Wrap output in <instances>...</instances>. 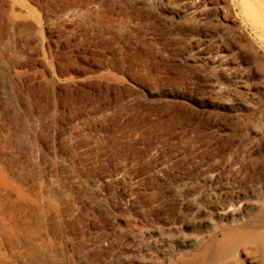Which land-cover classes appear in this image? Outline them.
I'll return each mask as SVG.
<instances>
[{
  "label": "rangeland",
  "instance_id": "obj_1",
  "mask_svg": "<svg viewBox=\"0 0 264 264\" xmlns=\"http://www.w3.org/2000/svg\"><path fill=\"white\" fill-rule=\"evenodd\" d=\"M244 1L0 0V264H264Z\"/></svg>",
  "mask_w": 264,
  "mask_h": 264
},
{
  "label": "bare ground",
  "instance_id": "obj_2",
  "mask_svg": "<svg viewBox=\"0 0 264 264\" xmlns=\"http://www.w3.org/2000/svg\"><path fill=\"white\" fill-rule=\"evenodd\" d=\"M244 1V0H243ZM254 1V0H253ZM259 1V0H258ZM261 1V0H260ZM245 2V1H244ZM247 2V1H246ZM262 2V1H261ZM250 3V1H249ZM247 3V4H249ZM251 7V6H250ZM248 8V7H247ZM250 10H253L252 8ZM253 12V11H252ZM229 201V200H228ZM254 204V203H253ZM221 212L223 214H234L236 213L237 209L236 208H220ZM244 209V208H243ZM216 211V210H215ZM239 211V210H238ZM246 214V213H245ZM219 216V215H218ZM250 216V215H249ZM253 218V217H252ZM249 220V219H248ZM247 220V221H248ZM249 222V221H248ZM258 222V221H257ZM5 232V231H4ZM224 234V233H223ZM248 238L250 239V241L252 243H254V245L256 246L255 248V251H264V230H258V231H255L253 232L252 234H250L248 236ZM247 239V238H246ZM236 239L234 238H229L227 239L226 241L222 242V244L220 243L219 244V248L217 249V252H216V256H230L232 251H233V246L235 245L236 243ZM13 252V251H12ZM3 253V252H2ZM255 253V252H254ZM252 254V253H251ZM250 255V254H249ZM256 255V254H255ZM253 257V255H251ZM35 259V258H34ZM240 260V259H239ZM254 260V259H253ZM238 262L237 259H232V262H229L232 263V264H236Z\"/></svg>",
  "mask_w": 264,
  "mask_h": 264
}]
</instances>
